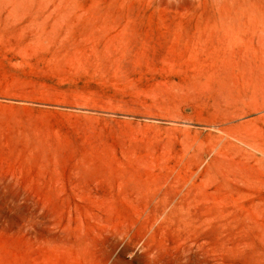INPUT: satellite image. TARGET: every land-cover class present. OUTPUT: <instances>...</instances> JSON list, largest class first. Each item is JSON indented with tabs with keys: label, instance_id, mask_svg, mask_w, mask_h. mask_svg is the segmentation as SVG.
<instances>
[{
	"label": "rangeland",
	"instance_id": "374dc122",
	"mask_svg": "<svg viewBox=\"0 0 264 264\" xmlns=\"http://www.w3.org/2000/svg\"><path fill=\"white\" fill-rule=\"evenodd\" d=\"M0 264H264V0H0Z\"/></svg>",
	"mask_w": 264,
	"mask_h": 264
}]
</instances>
